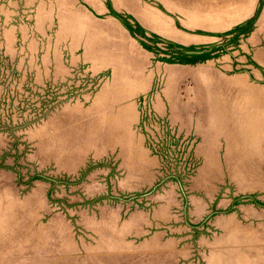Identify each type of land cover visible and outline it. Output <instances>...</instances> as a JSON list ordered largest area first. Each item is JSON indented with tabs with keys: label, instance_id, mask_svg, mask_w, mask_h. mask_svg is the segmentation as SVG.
<instances>
[{
	"label": "rangeland",
	"instance_id": "1",
	"mask_svg": "<svg viewBox=\"0 0 264 264\" xmlns=\"http://www.w3.org/2000/svg\"><path fill=\"white\" fill-rule=\"evenodd\" d=\"M0 264H264V0H0Z\"/></svg>",
	"mask_w": 264,
	"mask_h": 264
},
{
	"label": "bare ground",
	"instance_id": "2",
	"mask_svg": "<svg viewBox=\"0 0 264 264\" xmlns=\"http://www.w3.org/2000/svg\"><path fill=\"white\" fill-rule=\"evenodd\" d=\"M258 125H259V124H258ZM249 126H250V125H249ZM243 127H244V126H243ZM245 128H246V127H245ZM247 131H248V130H247ZM252 131H253V130H252ZM257 131H258V130H257ZM248 132H251V131L249 130ZM245 133H246V132H245ZM248 134H249V133H248ZM249 135H251V134H249ZM249 135H248V136H249ZM254 135H255V134H254Z\"/></svg>",
	"mask_w": 264,
	"mask_h": 264
}]
</instances>
